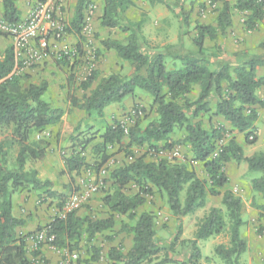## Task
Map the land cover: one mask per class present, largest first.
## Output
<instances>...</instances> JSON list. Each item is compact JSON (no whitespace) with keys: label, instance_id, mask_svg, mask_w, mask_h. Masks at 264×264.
I'll return each instance as SVG.
<instances>
[{"label":"trees","instance_id":"trees-1","mask_svg":"<svg viewBox=\"0 0 264 264\" xmlns=\"http://www.w3.org/2000/svg\"><path fill=\"white\" fill-rule=\"evenodd\" d=\"M17 1L0 0L1 17L9 23L19 22ZM94 1L76 0L67 34L80 38L84 15ZM99 1L102 5L99 27L118 29L126 34L124 42L107 38L99 44L105 51H114L116 58L128 63L132 72L129 76L111 73L98 80L99 73L95 71L80 85L85 96L79 99L67 95L69 110L83 112L86 123L77 124L69 136V153L61 155L62 174L69 176L72 182L73 175L89 168L86 153L100 160L99 167L111 157L108 150L119 147L121 151L125 140L123 147L127 150L148 146L157 152V143L164 144L166 149L174 144L188 145L191 161L201 166L204 178L198 177L194 166L185 163L164 159L152 162L146 161L145 155L129 154L132 161L109 174L112 192L102 199L107 210L106 218L78 216L76 211H71L63 218L59 215L53 217L44 226L37 227L34 233L44 231L47 237H53L48 244L72 251L79 247L84 237L87 243H92L97 235L115 227L116 217H125L133 224L121 223L120 231L132 236V245L126 253L111 247L106 254L109 264H169L172 263L169 251L160 247L155 236L154 216L149 212L137 214L136 211L148 197L157 193L165 197L169 210L180 219L203 209L208 197L221 196L224 210L211 208L197 223L193 238L182 241L187 245L189 255L187 261L180 264H200L197 243L224 231L228 233V245L216 246L214 253L224 264H240V257L247 250V243L240 235L243 204L230 191L220 193L228 183L223 168L231 161L246 163L250 173L260 174L251 179L250 184L251 189L264 199V152L244 157L243 149L234 137L217 150L216 144L225 129L213 126L206 129L200 117L203 114L209 118L221 117L230 124L231 131L243 134L246 145L253 144L256 137L252 141L248 138L254 134L258 108L264 109V102L257 96L258 89L264 86V77L257 73L258 68L264 67V56L230 64L219 61L216 55L204 53L203 46L205 39L214 41L225 35L232 24L233 10L248 12L244 26L248 31L254 30L264 19V0H236L234 5L223 1L214 26H195L193 43L197 52L173 57L179 61V66L172 70L166 66L168 55L164 50L156 51L144 37L142 23L127 18L126 14L134 7L133 0ZM145 1L151 6L162 4L173 10V5L166 0ZM261 47L264 50V43ZM14 70L13 47H8L0 51V264H32L26 255V236L15 233L24 221L12 215V196L17 192L37 191L38 203L55 201L56 208H62L67 196L52 190L49 181L39 180L36 170H29L26 165L45 157L49 142L35 137L60 126L66 112L42 99L48 87L46 82L27 83L26 76ZM194 86L198 87V92L195 99L190 100ZM136 91L150 97L149 108L154 118L142 125L139 116L143 109L133 105V110L139 114L134 115V123L125 133L119 121L107 123L104 112L109 105L134 97ZM87 119L98 125L89 124ZM176 130L183 132L180 142L171 141L170 136ZM12 148H15L14 163L9 165ZM130 184L137 188L135 194L125 193ZM260 210L264 214V204ZM30 234L33 233L27 236ZM91 249V257L84 264H99L100 249ZM160 253L162 257H159ZM38 254L35 252L34 256ZM39 264L49 263L41 260Z\"/></svg>","mask_w":264,"mask_h":264},{"label":"rangeland","instance_id":"rangeland-1","mask_svg":"<svg viewBox=\"0 0 264 264\" xmlns=\"http://www.w3.org/2000/svg\"><path fill=\"white\" fill-rule=\"evenodd\" d=\"M166 1L173 5V10H169L162 4L151 6L145 0H133L134 7L128 11L126 16L132 22L142 23V33L148 43L156 51L164 50L166 55H168L166 58V66L169 70L179 66V61L175 60L173 57L195 54L197 52V47L193 43V39L196 36L195 26H214L215 18L218 10L221 8L222 2L227 1L230 5H234L236 2V0ZM90 5L95 7L96 4L94 2ZM57 8L61 11L63 9L59 5ZM247 15L248 12L233 10L231 27L226 31L225 35L219 36L214 41L205 39L203 52L210 55H216L219 61H226L230 64L240 63L243 60L252 57L264 56V50L261 47V44L264 43V19L258 23L254 30L248 31L244 26V22L247 20ZM84 16L86 17L83 19V26L80 38H78V44H76V46L72 45L73 48L71 47V51L76 53L79 59L75 60L74 57V60L70 62L68 57H65L58 60L53 59V62L51 63L53 69L50 72L51 74L58 76L60 79L58 80V83L61 93H63L62 95L59 94L57 98L60 99L59 101L62 103V105L60 104L62 106L61 108L65 110L66 114H68V116L63 117L61 129L62 131H65V134L68 133V135L72 134L73 129L78 123H80V121L82 124H85L86 121L85 118L81 116L78 118L79 122H74L71 116H69L72 110H69L70 107L66 101L67 95L76 96L79 99L85 96L86 93L81 90L80 85L82 82H85V80H83L85 77L89 78V75L98 71L97 68H95L96 66L92 68V64L95 65V63L91 60V57L99 56L98 50L96 49L97 44H99L101 40L107 38L124 42L126 36L125 33H122L118 29H101L100 27L101 30L96 29L94 24H96V22L99 24V18L94 16V10L89 14L87 8ZM60 17L66 26L67 23L71 21L67 22V19L63 17V15ZM169 41H171L172 44ZM57 62L61 63V67ZM119 62L121 65H119L120 69L117 71V74L121 76H129L132 72L129 64L120 60ZM257 73L259 76L264 77V67L258 68ZM69 79H71V82ZM259 90V98L264 102V86L258 89V91ZM197 92L198 87L194 86L189 99H195ZM137 93L140 95V99L143 103L142 106L138 104L143 109L139 119L141 120V124L145 125L147 121L154 118V115L150 112L149 108L151 100L147 94L140 91H136V94ZM258 113L260 116L255 123L254 134H252L254 136L253 139L256 137V141L253 144L246 145L243 134H240L238 137V140L242 141L243 144L244 157H250L254 154L264 152V109L259 107ZM129 116V112H126L118 119H111L110 124L116 120L119 122L125 121ZM200 120L202 124L205 126L207 125V118L205 116L203 117V115H201ZM87 121L89 124L98 125L97 122L93 123L92 119H87ZM215 125H217V123ZM217 127L220 126L217 125ZM233 133L234 131L231 132L228 129L225 130L224 135L216 144L217 150L227 144L233 136ZM171 137V141L173 142L182 141V130H176ZM65 143H67V140H65ZM125 144L126 141L124 140L121 151H119V147H114L113 149L108 150L109 153H111V157L105 164L99 167L100 160H96L91 153H86L89 168L85 169V174H80L72 178V182H70V177L65 176L67 183L61 185L59 193H64L67 198L72 194L84 192L86 188H82V185L85 183H93V187H95L94 192H92L87 200L83 201L75 210L77 215L80 214V216H84V213H88V216L91 217L106 218L107 210L102 199L107 193L112 192V188H110L109 174L113 169L130 163L132 160L129 157V154H133L137 157L145 155V160L152 162L164 159L169 162L183 163L182 160H184L185 164L192 167L194 166L199 178H204L203 169L199 164L194 163L191 159H187L188 154L181 152L182 154L180 156L182 159L180 158V161H178V158L172 156V152L174 149H177L176 146L178 144H174L169 149L164 148V144H157V152L150 150L148 146L127 150L123 147ZM67 147V145L61 146V150L67 151V149H69V147ZM127 151L130 153L127 154ZM14 156L15 148H12L8 158L9 165L14 163ZM41 163V161L40 163L29 162L27 163L26 168L29 170L36 169L41 166ZM246 165L247 164L244 162L235 163L233 161L224 165L223 171L228 178V183L220 190V193L223 194L225 191H230L234 196L240 198L243 204V225L240 228V235L247 243V250L241 255L239 263L264 264V214L260 210L261 206L264 204V199L251 189L250 184L251 179L260 176V174L250 173L248 169L245 171L246 168L244 167H247ZM88 173H92L91 175L94 174L95 178H92L93 180L90 179ZM240 178L241 182L239 181ZM29 192L30 191H28V193ZM136 192L137 188L132 184L125 189V193L128 195L135 194ZM183 199L184 194L182 193L181 200ZM38 201L37 198V204L33 206V211H41L46 216H44L45 220H47L45 223H48L53 217L59 215L60 210L59 208H56L55 201H48L46 203H38ZM26 205V201L23 200L18 207L19 212L25 210ZM211 208H221L224 210V207L221 204V196L208 197L206 206L203 209H199L194 214L178 219L169 210L165 197L155 193L153 196L146 199V203L139 208L136 213L140 214L141 212H149L154 216V229L157 242L160 247L168 249V257L172 261V263L169 264H180L186 262L189 255V249L186 244L182 243V241H187L193 238L197 223ZM27 213V217L28 215L32 217L30 212ZM35 216L38 217L37 215ZM115 220L117 224L111 231H106L97 235L92 243H87L84 237L83 241L80 242L79 247L72 251H69L68 249H58L50 244L44 245L54 249L52 250L53 255L57 254V257L61 259L63 264H84L85 261H88L91 257L92 247L100 249L98 263L109 264L106 254L111 247L120 249L123 253H126L132 245V236L120 230L121 223L125 222L128 225H132L133 221H130L125 217H116ZM179 227L180 232L178 233ZM228 241L229 237L226 231L210 237L207 240L199 241L197 246L201 253L200 264H224L223 261L215 255L214 249L220 244L227 246ZM173 242L174 244L169 248ZM44 245H41L40 247ZM35 251L36 250L32 246L31 253ZM73 255L76 257L73 258ZM162 256V253H160L159 257ZM31 263L35 264L32 261ZM48 263L50 264L49 261Z\"/></svg>","mask_w":264,"mask_h":264},{"label":"crops","instance_id":"crops-1","mask_svg":"<svg viewBox=\"0 0 264 264\" xmlns=\"http://www.w3.org/2000/svg\"><path fill=\"white\" fill-rule=\"evenodd\" d=\"M95 9H94V16H97L99 18L100 14H101V10H102V5L101 2L99 0H95ZM76 5V0H61L60 3V7H62V11L57 9V14L65 17L67 19V22H69L73 16L74 13V8ZM17 10H18V14H19V21L22 22L24 20H26V18L28 17L29 14V6L26 4L25 0H18L17 1ZM86 16H84L85 19ZM96 17V18H97ZM69 23H67L68 26ZM94 27L96 29H100L99 28V24L96 22V24H94ZM101 30V29H100ZM79 39L71 34H66V36L64 37L63 41L57 43V45L51 49L49 55L38 65L32 67V68H17V66L15 65V72H17L18 74L22 75V76H26V82L27 83H33V84H39L43 81H45L48 85L47 90L45 92V94L42 96V99L51 104L52 107H59L61 108L62 103L61 101H59L60 99L57 98V96L60 94L62 95L63 93H61L60 87H59V83L58 80H60L58 78V76H55L53 74H51L50 71H52L53 67L51 66V63L53 62V59L58 60V52L62 49H66L67 51H71V49L73 48L72 45L76 46V44H78ZM168 42V41H167ZM171 42V41H169ZM51 43H54L51 40ZM167 44V43H166ZM170 44V43H169ZM172 44V42H171ZM8 47H13V40L8 37V36H3L0 35V51H4L6 48ZM72 47V48H71ZM95 47V45H94ZM96 49L98 50V52H100V55L98 57H95V68H97L99 76H98V80L102 77H106L108 75H110L111 73H117V71H119L121 63L119 62V60L116 58L115 52L114 51H105L101 48L100 44H97ZM71 61H73L71 59V57L68 58ZM77 59V58H76ZM60 67H61V63L57 62ZM95 84H93V88H94ZM260 90L257 91V96L260 97ZM140 95L135 94L134 97H128L127 99L121 101L120 103H116V104H111L109 105L104 112V117L107 123H110L111 119H118L120 117H122L126 112H131L133 110V105L135 104H140L141 106L143 105L141 99H140ZM61 104V105H60ZM214 106V104H212V107ZM259 115V113H258ZM64 116H68V114H65ZM63 116V117H64ZM69 116H71L72 120L74 122L78 121V118L83 116V118L85 117L84 113L79 111V110H72L69 114ZM206 117V123L207 125L204 126L206 129L209 128V126H213V127H223L225 130L228 129L229 131L232 130L231 126L229 123L225 122L221 117H216V116H211L210 118L207 117V114H203V117ZM260 116V115H259ZM63 120V118H62ZM79 122V121H78ZM81 122V121H80ZM217 123V125H215ZM79 124V123H78ZM256 125V124H255ZM76 127V126H75ZM232 132V131H231ZM71 135V134H70ZM68 133L65 134V131L61 129V125L57 126V127H53L49 130H46L43 133H40L38 135H36V139H43L46 140L47 142H49L48 148H47V152L45 157L40 160L41 166L39 168H36V172H37V177L39 178V180L41 181H49L51 183V189L54 191L59 192V189H61V185L67 183V176L66 174H62V171H64V165H63V159H62V154L63 153H69L70 149H67V151L65 150H61V146H65L67 145L68 147H71V142L69 140V136ZM240 134L234 132L233 136L236 140V142L242 147L243 149V144L242 141L238 140ZM58 136V138L56 139L55 137ZM172 136V135H171ZM170 136V138H172ZM55 138V139H54ZM63 138V139H62ZM244 138V137H243ZM64 140V141H63ZM65 140H67V143H65ZM157 144H162V143H157ZM67 147V148H68ZM177 150L180 153V155L182 154L181 152H185L186 154H188L187 159H191V153H190V147L188 145H177ZM181 156H179V160L181 159ZM40 161H36L39 162ZM86 161L88 162V158L86 156ZM183 163H185L184 160H182ZM247 166V165H246ZM245 171H247V167ZM85 170L80 171L77 175H73L72 177H76L80 174H85L84 172ZM92 174V173H91ZM90 173H88V175L90 176V179H94L95 175H91ZM92 179V180H93ZM82 181V180H81ZM239 181L241 182V178L239 179ZM238 181V182H239ZM91 187H93V183H85L82 185V188H86L84 192H88ZM39 192L37 191H33V192H17L12 196V215L17 218V219H21L24 221L23 226L17 227L15 229V233L17 236H26L25 238V248L27 251V258L29 261H32L35 264H39L41 263V260H45V261H49L50 264H63L61 262V259H59L57 257V254L53 255V251L54 249L47 247L46 245L39 247L38 250H36L35 252H38L39 254L34 256V253H31V248L33 246L32 241H31V235H28L29 233H34V231L36 230L37 227H41L44 226L47 220H45V215L41 212V211H33V206H35L36 203V199H37V194ZM91 195V193H90ZM22 197V198H21ZM22 199V200H21ZM24 201H26L27 205H26V209L19 212V205ZM27 212H30L31 216L30 217L28 215L27 217ZM83 213V212H82ZM84 216H88V213H84ZM255 214V213H253ZM35 215H37L38 217H36ZM45 216V217H44ZM78 216H80V214H78ZM50 221V220H49ZM61 262V263H60ZM93 264H97V263H93ZM250 264V263H249Z\"/></svg>","mask_w":264,"mask_h":264},{"label":"built area","instance_id":"built-area-1","mask_svg":"<svg viewBox=\"0 0 264 264\" xmlns=\"http://www.w3.org/2000/svg\"><path fill=\"white\" fill-rule=\"evenodd\" d=\"M29 6V14L26 20L17 23L5 21L0 14V34L10 37L13 40V52L15 65L17 68H32L40 64L50 53L57 43L63 41L66 36L67 26L60 15L57 14V6L61 0H25ZM94 10L93 6L88 7L89 14ZM51 40L54 43H51ZM71 57L72 60H78L76 53L62 49L58 52V59ZM77 58V59H76ZM95 61L94 56L91 57ZM95 67L92 64V68ZM91 70V69H90ZM90 76V75H89ZM86 77L85 80L86 81ZM138 111L132 110L130 116L125 121L120 122L125 133L127 128L134 123V115ZM139 114V113H138ZM253 135L249 136V141L253 140ZM217 153H215L216 155ZM172 156L179 158L180 153L174 149ZM95 187H91L88 192L75 193L70 195L60 209L59 217L63 218L65 214L75 211L79 205L86 201L90 193L94 192ZM31 241L35 250L41 245L48 244L53 237H47L44 231L35 232L31 235ZM73 258L76 256L73 255Z\"/></svg>","mask_w":264,"mask_h":264}]
</instances>
